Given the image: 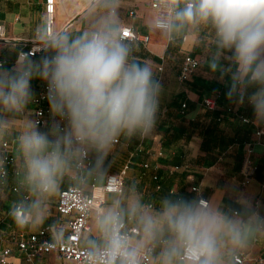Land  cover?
<instances>
[{
  "label": "clouds",
  "instance_id": "1",
  "mask_svg": "<svg viewBox=\"0 0 264 264\" xmlns=\"http://www.w3.org/2000/svg\"><path fill=\"white\" fill-rule=\"evenodd\" d=\"M65 3L54 0L32 30L42 52L38 59L16 45L14 65L0 63V113L22 114L36 98L32 82L38 79L52 117L45 129L29 121L15 136L20 163L13 179L26 195L9 213L20 228L47 219L48 203L66 178L82 191L106 183L116 146L151 137L157 125L162 84L151 65L133 54L121 0H88L96 19L78 33L48 19ZM160 6L165 14L153 24L166 36L199 26L212 30L215 52L208 67L226 80L227 99L250 105L254 121L264 124V0H160ZM8 127L0 119V137ZM5 163L0 155V186L7 182ZM139 184L130 178L107 205L91 210L93 231L81 244L96 264H231L264 232V214L250 204L229 215L171 189L146 202ZM49 228L51 243L65 242L64 227Z\"/></svg>",
  "mask_w": 264,
  "mask_h": 264
},
{
  "label": "crops",
  "instance_id": "2",
  "mask_svg": "<svg viewBox=\"0 0 264 264\" xmlns=\"http://www.w3.org/2000/svg\"><path fill=\"white\" fill-rule=\"evenodd\" d=\"M154 1L121 0L119 15L124 24H130L139 33L149 36L147 42L129 41L134 46V56L151 65L162 84L157 125L151 137L117 145L109 173H118L126 165L124 187L130 178H138L146 202L168 195L173 187L177 195L204 198L229 215H234V210L247 204L264 214V133H256L259 129L264 130V124L254 121L250 105L227 99L226 80H221L219 74L208 67L207 61L215 52L212 30L199 26L166 36L154 27L156 14L151 6ZM44 6L45 0H0V23L5 35L11 39L1 50V56L7 60L6 67L11 68L15 63L17 56L13 48L16 45L26 49L35 43L32 30L44 13ZM88 8V0H66L63 10L55 9L54 23L58 28L66 27V30L78 33L95 22L96 17ZM41 55L32 58L38 59ZM222 63L226 64L228 60L222 59ZM32 84L37 93L43 82L37 79ZM205 97L215 98L214 108L204 104ZM46 106V123L40 126L41 129H45L52 120L49 104ZM235 115L248 121H242ZM0 119L9 125L6 135L0 137V143L5 140L13 143L17 168L20 162L15 156V136L25 123L33 121L34 104L19 115L0 113ZM247 156L253 173L250 180L243 183L241 168ZM171 158L181 161V168L175 172H170L172 164L166 162ZM144 163L149 167L144 168ZM156 173L163 182V188L159 190L152 180ZM15 185L13 174H9L7 182L0 186L1 236L10 237L19 231L30 233L52 224L67 230L69 217L58 213L55 207L58 193L48 203L47 219L42 224L17 227L9 209L24 193L19 187L18 192L13 191ZM67 185H74L70 178L65 179L61 188ZM192 186L197 189L191 190ZM89 190L90 187L86 191ZM111 194L106 195L103 206L107 205ZM92 231L90 215V229L83 235ZM239 251L246 252L251 258L264 256V232L256 234L248 246ZM13 252L15 264H28L15 247ZM33 264L73 263L51 251L37 255Z\"/></svg>",
  "mask_w": 264,
  "mask_h": 264
},
{
  "label": "built area",
  "instance_id": "3",
  "mask_svg": "<svg viewBox=\"0 0 264 264\" xmlns=\"http://www.w3.org/2000/svg\"><path fill=\"white\" fill-rule=\"evenodd\" d=\"M151 6L155 11V18L159 15L165 14V10L160 6V0H155ZM53 8L54 0H45L44 13ZM48 19L50 22L54 23L55 10L54 12L48 13ZM125 25L128 29L125 32V37L128 40H140L143 42L148 41V35L139 33L130 24ZM64 29H66V27ZM10 40L11 39L5 35L3 25L0 23V63H4L5 65L7 64V60L1 56V50L4 45L7 44L6 41L9 42ZM22 50L25 53L30 54L31 57L42 53L39 46L35 43L30 48ZM203 101L209 108H214L216 105V100L213 97H205ZM33 104V122H38L40 126H43L46 123V105L48 104L46 99V86L44 83L37 91ZM235 116L240 118L242 121H248V119L243 116ZM256 133H264V130L259 129ZM12 149L13 143L11 141L5 140L0 143V154L6 157L5 167L7 170V176L9 174H13L16 169ZM248 150L249 152L252 151L251 146ZM159 154H161V152H159ZM143 167L147 168L149 167V164L144 163ZM180 168L181 165H172L169 170L170 172H175ZM126 169L127 166L125 165L118 173H108L109 179L106 183L92 184L89 191H82L74 185L62 187L58 192L55 207L58 213L69 217L66 230L67 239L65 242L60 244H53L50 242L51 238L49 225L41 227L39 230L30 233L19 231L6 238L0 235V264H15L12 260L14 253L13 247L23 254L24 260L28 264H33L37 255L51 251L58 252L65 260L71 261L73 264H96L95 258L90 256L85 248L82 247L81 237L90 229L91 210L93 208H100L103 206L106 202V195L108 193H112L114 190L124 187ZM241 172L244 176L243 183L248 182L253 173V166L248 156L243 160ZM152 180L155 183V188L157 190L160 189L161 179L157 173L152 175ZM196 189V186L191 187V190L193 191ZM12 190L18 192L19 188L15 185L12 187ZM171 190L173 193H177L173 187ZM25 195L26 194H23V196ZM199 199L208 202L204 198ZM232 264H264V256L251 258L246 252L238 251L237 254L232 257Z\"/></svg>",
  "mask_w": 264,
  "mask_h": 264
},
{
  "label": "trees",
  "instance_id": "4",
  "mask_svg": "<svg viewBox=\"0 0 264 264\" xmlns=\"http://www.w3.org/2000/svg\"><path fill=\"white\" fill-rule=\"evenodd\" d=\"M166 162H169L170 164H172V165H180L181 164V161H179V159H174V158H171V159H169V160H167ZM160 183H161V188H163L162 186H163V182L162 181H160ZM160 188V189H161ZM159 190V189H158ZM177 195V194H176Z\"/></svg>",
  "mask_w": 264,
  "mask_h": 264
},
{
  "label": "rangeland",
  "instance_id": "5",
  "mask_svg": "<svg viewBox=\"0 0 264 264\" xmlns=\"http://www.w3.org/2000/svg\"><path fill=\"white\" fill-rule=\"evenodd\" d=\"M149 202V201H148ZM107 203H108V201H107Z\"/></svg>",
  "mask_w": 264,
  "mask_h": 264
}]
</instances>
